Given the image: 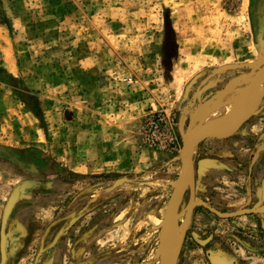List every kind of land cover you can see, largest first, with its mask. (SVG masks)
<instances>
[{
	"label": "rangeland",
	"instance_id": "rangeland-1",
	"mask_svg": "<svg viewBox=\"0 0 264 264\" xmlns=\"http://www.w3.org/2000/svg\"><path fill=\"white\" fill-rule=\"evenodd\" d=\"M263 65L264 0H0V205L17 182H58L47 204L54 199L78 228L56 243L85 244L84 263L161 264L183 136L227 114ZM160 118L162 146L154 148L148 122ZM249 122L194 148L177 264H218L211 256L264 264L255 215L223 219L200 204L226 213L256 203L231 197L252 189L253 155L264 142V133H246ZM205 159L231 169L229 185L217 190L215 177L198 173ZM192 194L197 206L185 225ZM37 246L16 251L12 264H29Z\"/></svg>",
	"mask_w": 264,
	"mask_h": 264
},
{
	"label": "crops",
	"instance_id": "crops-1",
	"mask_svg": "<svg viewBox=\"0 0 264 264\" xmlns=\"http://www.w3.org/2000/svg\"><path fill=\"white\" fill-rule=\"evenodd\" d=\"M246 133H249V135L254 138L260 137V135L264 133V115H257L254 118H251L247 126ZM260 144L261 147H259L254 153L252 160V174L254 181L252 180L249 182V185L252 186V189L249 191V193L244 195V198L239 196V192H236L235 190L234 192L236 193H233L231 197L232 200H235L234 204L238 203L237 205L239 206L243 205L245 201L255 197L254 199L256 203L254 206L258 205L259 212L253 215L258 218L259 224L262 225L261 228H264V142ZM203 166L206 169H202L203 171H198V173H203V177H206V175L215 177L212 182H217V190H221L222 185H229L227 182H225L226 178H228L225 176V174H228L226 172L231 170L230 168L225 170L213 169L202 165V167ZM3 182H5L4 177L0 176V185ZM17 183L21 184L23 182ZM18 184H16V186ZM57 184L58 182H34L32 186L30 188H26L25 192L20 196L6 225V228L11 231L10 234H14L13 239L12 242H10L9 239L8 253L5 261L3 260L0 249V264L15 263L13 261L16 251L18 252L19 249L30 251L37 244L38 252L36 256L31 259L29 264H91L90 261H88V263H84V259L91 257V255H89L83 258V252L88 248L84 246L85 244L65 245L63 241H59V243L57 241L56 243V240L59 237L63 238L64 232H67V229L69 230V228H78V222L66 224L67 214H63L61 218L60 214L56 212L54 209V202L56 201L54 199L50 201L51 204H47L49 200L45 199V197H48L51 195V193H53V189L57 186ZM231 185L233 188L236 185L238 187L240 186V184L236 182L231 183ZM16 186H14V188L10 191V195ZM10 195L8 194L7 197ZM5 199L7 200L6 197ZM7 202L8 201L4 202L3 207L0 205V228H2V218ZM1 208L3 209L1 210ZM60 219L63 220V224L60 223ZM240 221H242L241 223H244L247 220ZM71 222L73 221L71 220ZM243 228H245L244 225ZM55 230L58 232L53 236V232ZM51 237H53L52 240Z\"/></svg>",
	"mask_w": 264,
	"mask_h": 264
},
{
	"label": "water",
	"instance_id": "water-1",
	"mask_svg": "<svg viewBox=\"0 0 264 264\" xmlns=\"http://www.w3.org/2000/svg\"><path fill=\"white\" fill-rule=\"evenodd\" d=\"M254 79L250 81V86L245 92L243 102L241 104V107L238 111V114L236 116L235 124L234 126L226 131V132H213V131H199L196 129H191L183 136V147H182V154H181V160H182V167L181 172L178 177V179L175 182V186L169 201V204L166 208L164 220H163V227L162 232L160 236V249H161V264H177L178 262V248L174 249L171 246L172 242V232L174 229V226H177L178 219L180 217V206L182 203L183 196L185 192L188 190V188L193 187L195 184V174H196V166L194 163V159L192 157V153L194 148L208 138H215V139H226L234 136L237 134L250 120L252 117V113L250 114V110L252 107V98L256 92L257 87L264 79V65L263 67L258 71V73L253 77ZM202 163V164H201ZM202 165H205V167L213 168V169H225L227 170L228 167L224 165H219L213 160H201L198 163V171L202 172ZM32 182H23L19 184L10 195L8 202L6 204L3 218H2V240H1V254L3 257V260L5 261L7 258L6 253V245H7V235L5 234L6 225L10 218V215L18 202L20 196L25 192L26 188H30L32 186ZM193 192V188H192ZM200 204L207 209H209L211 212L219 216L223 219H232L237 218L244 215H250L258 213V205L252 207V208H244L242 210H239L237 212H220L210 206H208L205 202H200ZM197 206L195 196L191 195V201L187 207V216H186V223L190 220V216L193 212V209ZM189 208V209H188ZM186 227V226H185ZM211 261L213 263L218 264H231L230 262H227V258H220L218 256H211Z\"/></svg>",
	"mask_w": 264,
	"mask_h": 264
},
{
	"label": "bare ground",
	"instance_id": "bare-ground-1",
	"mask_svg": "<svg viewBox=\"0 0 264 264\" xmlns=\"http://www.w3.org/2000/svg\"><path fill=\"white\" fill-rule=\"evenodd\" d=\"M263 93H264V79L262 80V82L257 87L256 92H255V94H254V96L252 98V107H251V110H250V114L251 113L253 114L255 112L256 108L259 105V103L262 101ZM238 96H236V97H238ZM242 96L240 95V97H242ZM240 97L232 99L229 102L230 107H229V110H228L227 114H225L224 116L213 120L207 126L200 125V126H197L194 129L199 130V131L205 130V131H213V132H226V131L230 130L235 124L236 116H237L238 111H239V109L241 107V104L243 102L244 96L242 98H240ZM187 211H189V210H187ZM182 232H181V234H182ZM180 238H181L180 229L175 225L174 229H173V232H172V242H171L172 243L171 244L172 248H174V249L178 248V246L180 244V241H181Z\"/></svg>",
	"mask_w": 264,
	"mask_h": 264
},
{
	"label": "built area",
	"instance_id": "built-area-1",
	"mask_svg": "<svg viewBox=\"0 0 264 264\" xmlns=\"http://www.w3.org/2000/svg\"><path fill=\"white\" fill-rule=\"evenodd\" d=\"M150 122H148L149 126H150V134H149V138H150V142L149 144L156 148L159 147L161 148L162 145H159L160 143V139H159V135L161 134V121L162 119H157V120H149Z\"/></svg>",
	"mask_w": 264,
	"mask_h": 264
}]
</instances>
